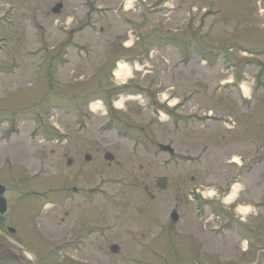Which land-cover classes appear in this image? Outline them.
Listing matches in <instances>:
<instances>
[{"label": "rangeland", "instance_id": "obj_1", "mask_svg": "<svg viewBox=\"0 0 264 264\" xmlns=\"http://www.w3.org/2000/svg\"><path fill=\"white\" fill-rule=\"evenodd\" d=\"M144 4L161 9L149 12L136 0H0V185L7 199L0 264H31L10 242L19 238L40 264L60 262L55 235L45 240L58 229L56 188L64 181L95 184L76 201L96 206L119 247L113 254L98 241L95 264H203V257L264 264V238L257 241L264 229V0ZM99 87L106 101L121 103L116 110L110 103L108 115L104 100H87ZM83 123L87 129L79 130ZM55 128L70 134L67 144L40 135ZM74 145L79 168L63 156ZM84 153L94 157L90 163ZM237 177L234 196L220 202L255 231L258 247L247 254L239 238L226 240L224 228L235 229L230 213L219 217L221 208H208L200 194ZM50 188L48 199L31 195Z\"/></svg>", "mask_w": 264, "mask_h": 264}, {"label": "flooded vegetation", "instance_id": "obj_2", "mask_svg": "<svg viewBox=\"0 0 264 264\" xmlns=\"http://www.w3.org/2000/svg\"><path fill=\"white\" fill-rule=\"evenodd\" d=\"M46 130V129H45ZM44 131V130H43ZM65 130L60 129H52L51 131H47L40 135L44 136L45 138H50L53 141L56 138V142L59 144H67L68 133H65ZM36 135V134H35ZM80 152V146L74 145L72 149L65 150L63 156L65 157V164L68 167H73L76 165V168H79V158L78 156ZM87 163H90L94 157L88 153H84L81 156ZM87 157H89L87 159ZM94 180V178H91ZM61 183L56 191V189H46L43 191L35 190L32 191V196L36 197V201L40 199H48L51 197L55 191L58 198L57 208H58V229L55 234L46 235L47 240L49 242L52 237L55 235V239L57 240L56 245L58 246V252L60 253V262L58 264H95L96 261V247L98 241L101 243V247L108 248L110 252V247L113 244L110 240V236L108 234V228L106 227L105 223L103 226L99 224V222H103L102 219H96L95 215V205L90 206L88 202L83 203L82 207L78 204L77 197L78 196H87L88 193L94 192L95 184L89 185L84 187L82 185L77 184H66ZM6 191V189H5ZM6 193V192H5ZM29 195H25L23 198L29 199ZM90 206V207H89ZM45 208V207H44ZM102 212V211H101ZM203 220V219H202ZM203 225V224H202ZM12 234L16 235L17 232L14 230L11 232ZM34 234L36 237L41 239V235L39 231H35ZM52 236V237H51ZM45 237V236H44ZM20 239V238H19ZM10 241L13 246L20 249L23 256L20 257L21 261H27L31 264H40V258H38V253H34L31 249L30 243H21L19 241ZM27 252H33L35 254V258L29 255ZM104 254H107V250H103ZM38 256V257H37ZM2 256L0 255V262L2 261ZM16 259V256L11 257V259ZM202 263L208 264L206 258L203 257ZM205 260V261H204ZM17 260L14 263L10 264H17ZM4 264H8L3 262Z\"/></svg>", "mask_w": 264, "mask_h": 264}, {"label": "water", "instance_id": "obj_3", "mask_svg": "<svg viewBox=\"0 0 264 264\" xmlns=\"http://www.w3.org/2000/svg\"><path fill=\"white\" fill-rule=\"evenodd\" d=\"M62 8V4L61 3H57L54 5V7H52V12L53 13H58L60 11V9ZM160 150L162 151H166L170 154L173 153V149L170 146L167 145H160L159 146ZM105 159L111 160L112 159V155L110 153H106L105 154ZM158 186L163 189L166 186V181L164 179H160L158 182ZM4 192V187L2 185H0V213L3 214L6 211V199L2 196ZM170 218L172 221H177L178 220V214L176 213V211H172L170 213ZM9 231H12V228H8ZM117 248L115 245H113L111 247V251L112 252H116Z\"/></svg>", "mask_w": 264, "mask_h": 264}, {"label": "bare ground", "instance_id": "obj_4", "mask_svg": "<svg viewBox=\"0 0 264 264\" xmlns=\"http://www.w3.org/2000/svg\"><path fill=\"white\" fill-rule=\"evenodd\" d=\"M116 76H117L118 78L123 76L120 70H119V71H116ZM240 89H242V92H243V93H246V88H245V86H244L243 84L240 85ZM175 103H176V102H175ZM175 103H173L172 106L176 105ZM120 104H121L120 101H117V102H116V105L119 106ZM91 107H92L93 109L96 110V109H97V108H96V107H97V104H96V106H95V104H92ZM232 162H234L236 165H240V163H241V161H240L239 158H237V157H234V158L232 159ZM208 190H209V191H206L205 194L212 195V194H213V191L210 190V189H208ZM235 190H236V189L233 188L232 192L226 197L227 200H228V199H231V198L234 196V194H235ZM239 209H243V208H239Z\"/></svg>", "mask_w": 264, "mask_h": 264}]
</instances>
